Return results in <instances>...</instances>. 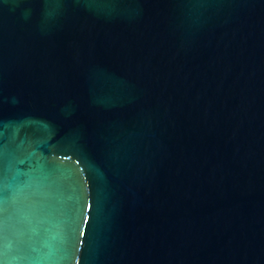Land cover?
Instances as JSON below:
<instances>
[{
  "label": "water",
  "instance_id": "obj_1",
  "mask_svg": "<svg viewBox=\"0 0 264 264\" xmlns=\"http://www.w3.org/2000/svg\"><path fill=\"white\" fill-rule=\"evenodd\" d=\"M0 264H264V0H0Z\"/></svg>",
  "mask_w": 264,
  "mask_h": 264
}]
</instances>
